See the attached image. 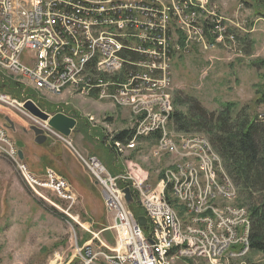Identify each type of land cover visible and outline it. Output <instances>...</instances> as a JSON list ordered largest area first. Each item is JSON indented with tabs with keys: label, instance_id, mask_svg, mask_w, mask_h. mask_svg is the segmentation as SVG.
Wrapping results in <instances>:
<instances>
[{
	"label": "built area",
	"instance_id": "1",
	"mask_svg": "<svg viewBox=\"0 0 264 264\" xmlns=\"http://www.w3.org/2000/svg\"><path fill=\"white\" fill-rule=\"evenodd\" d=\"M193 3L207 7L208 31L200 30L199 17L190 11ZM236 30L239 26L211 0H0V58L13 69L44 86L75 83L87 94L114 103L115 108L130 107L134 132L127 141L129 149L142 138L154 137L151 153L155 157L181 146L192 159L182 165L187 164L186 168L178 165L167 170L156 190L130 172L111 175L98 157L81 156L63 135L0 93L1 105L14 108L47 137L75 151L101 188L115 246L109 248L99 240L105 249L94 251L92 241L81 247L76 244L75 264H222L225 257L243 260L249 254L248 209L238 203L237 188L221 158L203 135H173L168 128L173 114L169 93L173 55L188 53L193 47L203 53L214 49L240 53ZM207 34H218L220 43L207 41ZM24 53L27 60L22 59ZM0 156L14 163L35 193L51 190L72 205L75 195L69 183L51 168L33 174L18 159L15 143L2 125ZM126 187L143 209L147 235L126 204ZM166 189L174 201L193 204L192 217L175 211ZM215 203H224L226 212L215 211ZM181 222H188V232H181ZM235 249H243V256H235Z\"/></svg>",
	"mask_w": 264,
	"mask_h": 264
},
{
	"label": "rangeland",
	"instance_id": "2",
	"mask_svg": "<svg viewBox=\"0 0 264 264\" xmlns=\"http://www.w3.org/2000/svg\"><path fill=\"white\" fill-rule=\"evenodd\" d=\"M211 3L225 18L232 19L239 30L243 29L235 31L240 53L226 49L203 53L193 47L188 53L173 55L169 91L173 112L186 113L192 99L209 112H218L231 104L233 116L245 107L249 121L256 117L263 119L264 104L255 102V86L264 85V0H211ZM207 37V41L216 43L214 38ZM27 58L24 53L22 59ZM0 93L18 103L29 98L50 115L64 113L74 118L75 127L66 139L81 156L98 157L111 175L130 172L143 185L156 190L167 170L179 168L178 165L186 168L187 164L182 165L192 160L181 146H173V153L155 157L151 153L156 143L154 137L136 141L134 149H129V140L121 144L113 142V136L125 129V121L110 118L104 106L88 99L109 102L114 107L115 104L96 97L95 93L87 95L85 89L75 83L59 92H50L36 89L22 74L0 68ZM122 109L129 112L126 130L133 131L132 110L130 107ZM6 117L14 124V131H8L11 140L24 144L22 161L29 170L38 176L47 168L53 169L69 183L75 200L70 205V201L47 189L35 193L21 178L14 163L0 156V264H75L76 260L72 259H75L76 244L81 247L85 241H92L94 251L98 247L105 249L100 240L105 246L114 247L112 218L104 208L101 188L80 163L76 152L52 138L37 145L28 119L14 108L0 104V125L5 124ZM174 124L171 119L168 128L176 135L179 132ZM165 196L172 199L167 189ZM175 202L183 209L181 215L185 217V205L182 201ZM130 210L134 214L143 211L136 201L130 205ZM215 210L226 212V205L215 203ZM249 262L264 264V255L250 251L243 260L225 257L221 261L222 264ZM177 264L208 263L181 261Z\"/></svg>",
	"mask_w": 264,
	"mask_h": 264
},
{
	"label": "trees",
	"instance_id": "3",
	"mask_svg": "<svg viewBox=\"0 0 264 264\" xmlns=\"http://www.w3.org/2000/svg\"><path fill=\"white\" fill-rule=\"evenodd\" d=\"M255 88V102L264 104V85L259 84ZM188 104L191 107L186 113L173 112L171 119L175 121V130L179 133L204 134L208 139L221 158L226 174L237 188L238 203L248 209L251 220L250 250L264 255V114L263 119L258 120L256 117L249 121L245 107L233 116L231 104L218 112L206 111L192 99ZM133 132L122 130L112 140L121 144L131 139ZM167 199L181 215L183 209L178 208L169 196ZM134 215L143 216L144 212L140 210ZM143 230L147 235L148 226Z\"/></svg>",
	"mask_w": 264,
	"mask_h": 264
},
{
	"label": "water",
	"instance_id": "4",
	"mask_svg": "<svg viewBox=\"0 0 264 264\" xmlns=\"http://www.w3.org/2000/svg\"><path fill=\"white\" fill-rule=\"evenodd\" d=\"M23 109L27 111L31 116L37 118L40 121L46 122L52 129L59 132L65 137H68L75 127L76 120L72 117H69L63 113H56L54 115H50L40 109L32 100H26L22 105ZM6 124L4 125L7 129L14 131V124L9 120V118L4 119ZM29 130L34 135V143L37 145H42L46 142L47 137L44 135L43 130L37 128L36 126H30ZM16 147L18 148V157L20 160H23V152L22 148L24 144L21 141H16ZM124 199L128 206L134 203L133 196L128 187L123 189ZM137 222L139 226L145 227L147 224V220L144 216L137 217Z\"/></svg>",
	"mask_w": 264,
	"mask_h": 264
},
{
	"label": "bare ground",
	"instance_id": "5",
	"mask_svg": "<svg viewBox=\"0 0 264 264\" xmlns=\"http://www.w3.org/2000/svg\"><path fill=\"white\" fill-rule=\"evenodd\" d=\"M190 11H192V14L194 16L199 17L200 30L201 31H208V19L206 17H204V15L207 14V7H205L204 4L193 3V4H190ZM207 35H209L210 38L211 37L214 38L215 39L214 41L216 43L217 42L220 43V36H218V34H207ZM208 41H209V39H208ZM0 68L8 69L13 73L22 74V76H24L27 80H29L31 83H33L35 85L36 89H40V90H45V91L48 90L50 92H59L63 87H66L68 84H70V83L63 84V86L61 88H52V87L44 86L43 83H40V81L31 78L28 74H23V73L18 72L15 69H13V67L10 64H8L7 60L1 59V58H0ZM88 94H90V93H88ZM132 125H133V123H132ZM133 131H134V129H133ZM186 150L189 152L188 149H186ZM182 203L185 205L186 210H187V214L185 215V217H192L193 204H191L190 201H182ZM217 212H219V211H217ZM181 232H188V222H181ZM235 256H243V249H235Z\"/></svg>",
	"mask_w": 264,
	"mask_h": 264
},
{
	"label": "crops",
	"instance_id": "6",
	"mask_svg": "<svg viewBox=\"0 0 264 264\" xmlns=\"http://www.w3.org/2000/svg\"><path fill=\"white\" fill-rule=\"evenodd\" d=\"M239 74V73H238ZM241 74H239L238 76H240ZM88 100H92L94 102H98L101 104V106H104L106 108L105 111H107V115L111 118H115V119H121L122 121L124 120L125 121V129L123 130H126L129 126L128 124V120H129V112L125 111L124 109H117L115 108L113 105H111V103L109 102H105V101H98L96 99H88ZM114 109V110H113ZM132 125V124H131ZM33 138V141H34V137ZM151 138V137H150Z\"/></svg>",
	"mask_w": 264,
	"mask_h": 264
}]
</instances>
